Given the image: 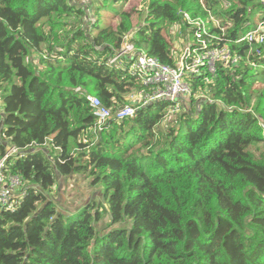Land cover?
I'll use <instances>...</instances> for the list:
<instances>
[{"label": "trees", "instance_id": "obj_1", "mask_svg": "<svg viewBox=\"0 0 264 264\" xmlns=\"http://www.w3.org/2000/svg\"><path fill=\"white\" fill-rule=\"evenodd\" d=\"M132 1L0 0V160L18 152L3 170L23 190L0 210V264H264V43L238 42L264 25L262 2ZM197 21L239 61L190 77L180 108L160 100L95 133L86 96L114 116L144 88L107 66L125 38L174 68L170 30L185 48ZM73 177L106 207L59 211Z\"/></svg>", "mask_w": 264, "mask_h": 264}, {"label": "built area", "instance_id": "obj_2", "mask_svg": "<svg viewBox=\"0 0 264 264\" xmlns=\"http://www.w3.org/2000/svg\"><path fill=\"white\" fill-rule=\"evenodd\" d=\"M260 1L264 6V0ZM194 25L199 28L195 36L196 42L184 48V52L174 68L161 65L144 52L136 51L134 45L129 41L130 38L128 36L125 38L121 48L107 60V66L127 67L129 75L139 80L144 88L138 92H133L129 97L132 105L119 109L114 116L96 97L86 96L91 113L96 120L95 133L102 131L109 120L120 121L132 118L138 109L160 100L175 103L173 108L176 110L179 108L178 98L183 99L182 104L191 98L190 77H197L201 73L213 75L216 72V63L218 62L233 65L239 61L240 57L238 55L232 56L225 47L209 49L210 39H208L207 29L203 22L197 21ZM203 35L207 38L203 39ZM213 40L218 41V39ZM243 41L248 44H263L264 28L256 26L245 38L238 40V42ZM204 81L208 82V79L205 78ZM145 88H150V90L146 91ZM54 149L59 150L58 148ZM17 153L13 148L8 149L0 160V210H14L16 203L21 200L23 195V190L19 188V178L7 175L3 170L5 163Z\"/></svg>", "mask_w": 264, "mask_h": 264}, {"label": "rangeland", "instance_id": "obj_3", "mask_svg": "<svg viewBox=\"0 0 264 264\" xmlns=\"http://www.w3.org/2000/svg\"><path fill=\"white\" fill-rule=\"evenodd\" d=\"M80 5L84 6V0H79ZM130 6H136L138 10L142 9V2H138V0H133L132 4ZM213 24L216 26V24L213 22ZM213 25V26H214ZM257 26H261L264 28V25H260V22H257ZM253 30V29H252ZM250 30V31H252ZM131 34H129V38H131ZM170 36L172 39V45L174 50L178 53V56H181L184 52L183 43L184 41L180 40V35L178 32H175L174 28L170 30ZM180 58V57H179ZM259 87V86H258ZM129 100V97H127ZM130 101V100H129ZM180 108V105L178 106ZM172 114V110L168 113V117ZM64 183V182H63ZM65 187L64 189L58 190V185L55 188V192L52 195L54 200L57 201L58 210L61 212L64 211H73L76 208L82 207L84 204L89 202L91 200V203L94 205H104L106 207V200L104 197L101 196V193L98 194L99 189L97 187H91L89 184V181L87 179L83 178H77L73 177L70 180L65 181ZM101 189V187H100ZM65 198H67L68 203L66 202ZM105 221H107L105 219ZM103 227L105 224H101Z\"/></svg>", "mask_w": 264, "mask_h": 264}, {"label": "crops", "instance_id": "obj_4", "mask_svg": "<svg viewBox=\"0 0 264 264\" xmlns=\"http://www.w3.org/2000/svg\"><path fill=\"white\" fill-rule=\"evenodd\" d=\"M178 100H180V102L183 101V99H181V98H178ZM183 102H184V101H183ZM76 179H77V178H76ZM62 181H64V183H65L66 179H65V178H62ZM64 183H63V184H64ZM64 187H65V184H64L62 187L58 188V190H60V189H64ZM65 200H66V202L68 203L67 198H65ZM68 204H69V203H68Z\"/></svg>", "mask_w": 264, "mask_h": 264}, {"label": "water", "instance_id": "obj_5", "mask_svg": "<svg viewBox=\"0 0 264 264\" xmlns=\"http://www.w3.org/2000/svg\"><path fill=\"white\" fill-rule=\"evenodd\" d=\"M57 177H58V178H60V176H59V175H57Z\"/></svg>", "mask_w": 264, "mask_h": 264}]
</instances>
